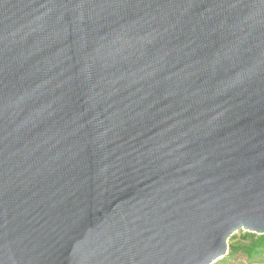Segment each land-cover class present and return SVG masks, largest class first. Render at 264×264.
I'll list each match as a JSON object with an SVG mask.
<instances>
[{"label":"water","instance_id":"95a60500","mask_svg":"<svg viewBox=\"0 0 264 264\" xmlns=\"http://www.w3.org/2000/svg\"><path fill=\"white\" fill-rule=\"evenodd\" d=\"M264 234V0H0V264H214Z\"/></svg>","mask_w":264,"mask_h":264},{"label":"trees","instance_id":"16d2710c","mask_svg":"<svg viewBox=\"0 0 264 264\" xmlns=\"http://www.w3.org/2000/svg\"><path fill=\"white\" fill-rule=\"evenodd\" d=\"M214 264H264V234L241 230L229 239V253Z\"/></svg>","mask_w":264,"mask_h":264}]
</instances>
